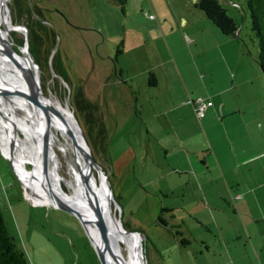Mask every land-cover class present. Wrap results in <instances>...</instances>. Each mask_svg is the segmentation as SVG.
Masks as SVG:
<instances>
[{"label":"rangeland","instance_id":"1","mask_svg":"<svg viewBox=\"0 0 264 264\" xmlns=\"http://www.w3.org/2000/svg\"><path fill=\"white\" fill-rule=\"evenodd\" d=\"M218 2L239 25L235 44L245 61L235 63L230 49L215 43L207 26L217 27L195 0H6L0 52L16 79L29 84L35 73L23 53L25 31L11 28L7 18L26 29L28 8L32 20L53 29L67 81L38 68L40 93L51 94L72 111L77 91L96 104L91 113L103 122L106 143L92 148V156L107 176L113 215L141 235L144 264H264V249L253 232L264 207L246 196L234 199L242 189L235 170L226 171L222 155L229 153L223 133L228 119L235 126L234 117L240 133L254 138L253 146H264L263 75L246 0ZM197 98L223 102L224 108L237 105L241 113L222 121L205 111L198 119ZM15 115L20 111L0 109L1 129L9 134L0 129V212L9 234L29 264H101L76 215L32 199L46 201L32 189L30 163L14 157L24 186L4 156L10 154L3 147L5 137L9 148L10 138L16 141L12 129L24 139ZM76 115L86 131L83 109ZM24 120L29 122L27 116ZM26 129L34 139V129ZM221 171L230 184L227 191ZM92 176L102 190L94 168ZM243 176L248 187L258 183L254 174L250 178L243 170ZM61 189L70 195L63 182ZM256 194L263 195L261 190Z\"/></svg>","mask_w":264,"mask_h":264},{"label":"bare ground","instance_id":"2","mask_svg":"<svg viewBox=\"0 0 264 264\" xmlns=\"http://www.w3.org/2000/svg\"><path fill=\"white\" fill-rule=\"evenodd\" d=\"M6 11L8 12L6 0H0V23ZM7 22L14 30H22L11 23L10 17L7 18ZM23 53L32 65L25 48ZM12 70L15 71L0 52V109L20 111L21 115H15L14 120L17 119L24 138L17 136L16 130L12 129L17 142L8 137L11 140H8L10 148L32 155L31 158H27L11 150L6 137L8 148L3 147L10 153L6 155L16 166L24 186L25 182L15 158L30 162V175L34 184L32 189L47 202L33 197L32 199L46 204H65L73 207L81 215L87 235L99 256H103L105 264H144L141 259V235L124 229L120 220L113 215L114 210L111 204L107 203L108 199L111 201L113 197L106 186L105 177L96 168L94 169L99 174V183L102 181L104 183L103 189L95 184L92 168L80 146L79 133L69 116L68 112L71 111L69 107L62 105L51 94L46 97L40 93L37 72L34 71V78L27 75L30 78L29 85L16 79L17 75ZM16 82L19 84L18 88ZM25 95L36 97L37 99H34L36 103L29 101ZM24 116L28 117V123ZM3 124L9 126L4 121ZM26 126L34 129L36 133L34 139L30 137ZM1 132L9 135L3 129ZM21 169L26 171L25 167ZM62 169L65 171L64 174L61 173ZM44 173L47 174V184ZM61 182L70 189V195L65 189H61ZM102 226L105 228V248L98 234V228ZM119 246L124 252L119 250Z\"/></svg>","mask_w":264,"mask_h":264},{"label":"trees","instance_id":"3","mask_svg":"<svg viewBox=\"0 0 264 264\" xmlns=\"http://www.w3.org/2000/svg\"><path fill=\"white\" fill-rule=\"evenodd\" d=\"M194 4L204 12L206 17L222 34L238 39L237 31L239 25L234 18L226 13V10L220 5L218 0H195ZM246 5L249 13V28L257 43V63L263 75L264 88V0H246ZM24 12L27 14V20H30L26 24L27 35L25 38L30 57L36 63L40 71L45 70L49 75L54 73L66 81L60 67L61 62L58 49H55L56 37L53 29L48 27L40 19L35 18L32 20V12H30L28 8H26ZM149 82L151 83L150 80ZM74 103V105L71 103L74 115H76L77 110L81 111L82 109L85 113L83 118L85 119L84 125L86 124L87 130H83V133L90 149H95L97 146L104 148L106 143L105 126L96 114L92 115L91 113L92 110H96V104L83 97L82 93L79 91L75 94ZM94 130L96 131L95 135ZM127 230L132 231L129 229ZM0 264H29L24 252L17 246L14 239L9 234L1 212Z\"/></svg>","mask_w":264,"mask_h":264},{"label":"crops","instance_id":"4","mask_svg":"<svg viewBox=\"0 0 264 264\" xmlns=\"http://www.w3.org/2000/svg\"><path fill=\"white\" fill-rule=\"evenodd\" d=\"M183 23L184 25H186L185 21ZM156 24L161 27L160 20H158ZM156 24L154 23V25L157 27ZM207 28L210 31V34L217 45H221V46L225 45L224 47L230 49L231 54L236 59L235 63H240L241 61H245V59H247L244 57V53L242 52V50L236 46L235 42H237V39L222 34L218 28L217 30L215 29L211 30L213 28H209V26H207ZM236 49H238V51L236 52L235 55ZM235 70L237 69L235 68ZM232 75H233L232 77L235 78V73H233ZM235 86L236 83L232 81L230 85V89H234ZM205 111L208 112L210 111L217 114L222 121L226 118L227 115H230L235 112L241 113L237 105L236 106L229 105L228 107L224 108L223 102H220L218 105L212 102V105L209 106ZM204 116L202 117L197 116V117L198 119H201ZM232 121L235 122V126H233L231 119H228L226 124L227 127L223 133V137L225 138L228 144L229 153L228 154L223 153L222 155H223V164L225 165V168H227L226 171L233 172L235 170L234 172H236L237 174L235 176L237 179L235 180H237V183L239 184L238 188L242 189L241 191H236L235 194V196H240V198L235 197L234 199L235 200L240 199V201H243V198L245 199L246 196L249 197L252 202H255L260 206L262 205L264 207V146L261 147H257V146L255 147V145L253 146L251 142L254 140V138H252L251 136H247L246 134L240 133L241 127H238V125L241 123L239 122V119L234 117V120L232 119ZM242 123H243L242 125L245 126L247 125V121L245 120H243ZM211 152H213L214 155H216L214 149H212ZM216 158L218 157L216 156ZM243 170L250 173V178L254 179L253 176L254 174L258 180V183H254L252 187H248L247 185H244L248 183L243 182L245 181L244 179L245 177L243 176ZM221 174L225 180L224 185L227 191V188L229 189L230 184L225 179V173L221 171ZM241 179L243 180L241 181ZM239 180L243 183L242 185L240 184ZM257 190H261L263 193V195L261 196L262 201H261V197H259V195L256 194ZM236 201L238 202L239 200ZM255 222H257V225L253 226V232L258 235L260 248L264 249V209H261L260 213L257 214V217H255ZM246 230L247 233H249V230L247 228Z\"/></svg>","mask_w":264,"mask_h":264},{"label":"water","instance_id":"5","mask_svg":"<svg viewBox=\"0 0 264 264\" xmlns=\"http://www.w3.org/2000/svg\"><path fill=\"white\" fill-rule=\"evenodd\" d=\"M17 28H21V29H23V30L25 31V37H26V34H27L26 29H25L24 27L19 26V25H17ZM24 48H25L26 54L30 57L29 52H28V50H27V42H26V40H25V42H24ZM30 58H31V57H30ZM31 62H32V66H33L34 71L38 73V67H37L36 63L33 61L32 58H31ZM25 97H26L29 101H31V102H35V100H34L32 97L27 96V95H25ZM35 103H36V102H35ZM41 107H42L44 110H47L45 107H43V106H41ZM68 113H69V116H70L71 120L73 121L74 125L76 126V129H77L78 133H79V136H80V146H81V149H82V152H83L84 156H86L87 162H89V165H90V167H91L92 169H93V168H96V169L99 171V173H102L103 176L105 177L106 181L108 182L107 176H106V174H105L103 168L101 167V165H100V164H99V163L93 158V156H92L91 149H90V147H89V145H88V143H87V141H86V138H85V136H84V133H83L81 127H80V124H79V122H78L76 116L74 115V113H73L72 110L69 111ZM4 156L7 158V160L9 161V163H10L11 166H12V160L9 158V156H7V155H5V154H4ZM12 167H13V166H12ZM92 193L95 195V192H94V189H93V188H92ZM110 194L112 195V191H111V190H110ZM53 206L63 208V209H65V210L69 211L70 213L76 215V216L79 218V220L81 221V223L83 224V226H84V228H85V230H86L85 223H84V221L82 220L81 215H80V214H79V213H78L73 207L68 206V205H65V204H64V205H62V204H60V205H53ZM127 231H128V230H127ZM129 232L139 234L137 231H129ZM98 234H99V238H100L101 244H102V246L105 248V228H104L103 226L100 227V228H98ZM96 253H97V251H96ZM97 255H98V258H99L101 264H105V263H104L103 256L100 257L98 253H97Z\"/></svg>","mask_w":264,"mask_h":264},{"label":"built area","instance_id":"6","mask_svg":"<svg viewBox=\"0 0 264 264\" xmlns=\"http://www.w3.org/2000/svg\"><path fill=\"white\" fill-rule=\"evenodd\" d=\"M148 18L153 17L152 14H147ZM212 105V101L209 99L197 98L194 102V108L198 117L204 115L205 110Z\"/></svg>","mask_w":264,"mask_h":264},{"label":"flooded vegetation","instance_id":"7","mask_svg":"<svg viewBox=\"0 0 264 264\" xmlns=\"http://www.w3.org/2000/svg\"><path fill=\"white\" fill-rule=\"evenodd\" d=\"M8 112H12V110L10 109V110H8ZM4 151V150H3ZM5 153V152H4ZM5 155H6V153H5ZM22 162H28V163H30L29 161H27V160H21ZM31 165V164H30ZM25 167H26V165H25ZM29 172V179H30V182H31V185L32 186H34V184H33V181H32V178H31V170L30 171H28ZM45 181H46V184H47V178H45Z\"/></svg>","mask_w":264,"mask_h":264}]
</instances>
